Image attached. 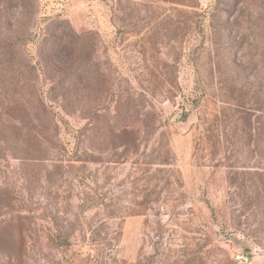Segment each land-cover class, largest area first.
<instances>
[{"label":"rangeland","instance_id":"374dc122","mask_svg":"<svg viewBox=\"0 0 264 264\" xmlns=\"http://www.w3.org/2000/svg\"><path fill=\"white\" fill-rule=\"evenodd\" d=\"M0 264H264V0H0Z\"/></svg>","mask_w":264,"mask_h":264}]
</instances>
